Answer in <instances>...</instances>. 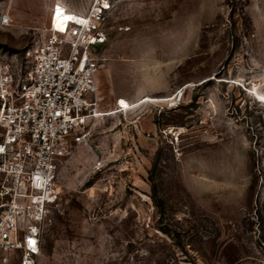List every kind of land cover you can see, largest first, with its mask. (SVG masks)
<instances>
[{
    "label": "rangeland",
    "instance_id": "obj_1",
    "mask_svg": "<svg viewBox=\"0 0 264 264\" xmlns=\"http://www.w3.org/2000/svg\"><path fill=\"white\" fill-rule=\"evenodd\" d=\"M54 1L0 0V64ZM113 1L101 110L130 108L62 169L38 264H264V0Z\"/></svg>",
    "mask_w": 264,
    "mask_h": 264
},
{
    "label": "built area",
    "instance_id": "obj_2",
    "mask_svg": "<svg viewBox=\"0 0 264 264\" xmlns=\"http://www.w3.org/2000/svg\"><path fill=\"white\" fill-rule=\"evenodd\" d=\"M55 1L40 37L23 55L0 64V257L5 263L16 254L19 264L39 263L45 228L61 201L60 173L76 150L89 144L92 125L105 117L99 73L114 1L90 0L86 8ZM11 22L8 12L0 14L1 26Z\"/></svg>",
    "mask_w": 264,
    "mask_h": 264
},
{
    "label": "bare ground",
    "instance_id": "obj_3",
    "mask_svg": "<svg viewBox=\"0 0 264 264\" xmlns=\"http://www.w3.org/2000/svg\"><path fill=\"white\" fill-rule=\"evenodd\" d=\"M54 2H55V1H54ZM54 2H53V3H54ZM55 3H56V2H55ZM52 6H53V5H52ZM52 6H51V8H52ZM50 18H51V14H50ZM178 94H179V96L181 95V97H182V96H183V91H182V90H178ZM175 96H176V95H175ZM175 96L173 97V99H167V100H165V101H166V102H170L171 100H176L177 97H175ZM179 96H178V97H179ZM151 101H156V102H157V101H162V99H154V98H151V97L146 96L145 99H142V100H141L139 103H137V104H143V103H145V102H151ZM137 104H136V105H137ZM116 105H117V107L115 108L116 111H113V112H112V111H111V112H104V113H102V114H104L105 116H106V115H107V116H108V115H113V114H116V113H119V112H121V111L126 110L127 107H128V106L125 107V105H124L123 102H122V98H120V101H119V102L117 101V104H116ZM121 106H122L123 108H122V110L120 111L119 108H120ZM128 108H130V106H129Z\"/></svg>",
    "mask_w": 264,
    "mask_h": 264
}]
</instances>
